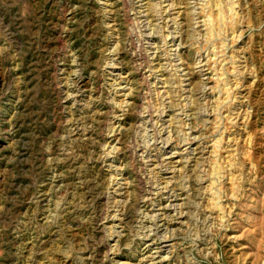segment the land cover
Masks as SVG:
<instances>
[{
    "label": "rangeland",
    "instance_id": "obj_1",
    "mask_svg": "<svg viewBox=\"0 0 264 264\" xmlns=\"http://www.w3.org/2000/svg\"><path fill=\"white\" fill-rule=\"evenodd\" d=\"M0 264H264V0H0Z\"/></svg>",
    "mask_w": 264,
    "mask_h": 264
},
{
    "label": "bare ground",
    "instance_id": "obj_2",
    "mask_svg": "<svg viewBox=\"0 0 264 264\" xmlns=\"http://www.w3.org/2000/svg\"><path fill=\"white\" fill-rule=\"evenodd\" d=\"M152 1V0H151ZM191 1V0H190ZM192 5V4H191ZM213 27V26H212ZM149 35V34H148ZM147 36V35H146ZM154 38V37H153ZM179 38V37H178ZM173 41V40H172ZM177 44V43H176ZM174 46V45H173ZM176 46V50H177V45ZM186 46V45H185ZM183 49V48H182ZM203 60V59H202ZM202 62V61H201ZM196 63V62H195ZM198 117V116H197ZM219 148V147H218ZM164 152V151H163ZM165 153V152H164ZM167 154V153H166ZM149 156V155H148ZM165 195V194H164ZM177 195V194H176ZM172 204V203H171ZM167 209V208H166ZM168 210V209H167ZM159 217V216H158ZM156 218V217H155ZM160 221V220H159ZM167 221V220H166ZM164 225V224H163ZM153 246V245H152Z\"/></svg>",
    "mask_w": 264,
    "mask_h": 264
}]
</instances>
